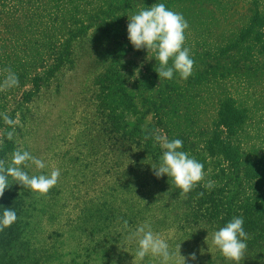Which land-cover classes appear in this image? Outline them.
I'll list each match as a JSON object with an SVG mask.
<instances>
[{"label": "rangeland", "instance_id": "1", "mask_svg": "<svg viewBox=\"0 0 264 264\" xmlns=\"http://www.w3.org/2000/svg\"><path fill=\"white\" fill-rule=\"evenodd\" d=\"M156 3L189 24L187 80L160 81L156 53L128 39V18ZM6 69L19 86L0 91V114L19 123L8 140L0 115V159L19 147L46 164L29 175L60 170L45 196L9 177L0 208L15 187L24 216L38 220L21 236L19 264H160L136 260L129 237L145 224L169 244L171 264H182L179 246L185 264H234L212 244L228 215L243 217L247 247L260 242L251 240L264 228V0H0V84ZM156 130L204 165L186 197L153 173L164 150L144 137ZM240 264H264V250Z\"/></svg>", "mask_w": 264, "mask_h": 264}, {"label": "clouds", "instance_id": "2", "mask_svg": "<svg viewBox=\"0 0 264 264\" xmlns=\"http://www.w3.org/2000/svg\"><path fill=\"white\" fill-rule=\"evenodd\" d=\"M189 24L184 16L178 12L169 10L164 3L153 4L150 8L141 9L137 14L128 18L127 33L128 39L136 50L142 48L156 53L155 59L159 66L155 68L159 80L173 78L174 72L178 73L181 79L187 80L193 72L194 60L190 56V49L185 47V31ZM169 60L172 65L169 66ZM7 76L0 84V91H5L19 86L18 76L10 69H6ZM3 116L5 124L12 127V131L6 133V138L12 140L15 134V127L18 120L10 118L7 114ZM160 145L164 150L158 166L151 165L153 173L157 178L167 175L172 183L181 190V195L186 197L201 181L205 179L204 165L183 148V141L168 138L159 133V130L146 134L144 139L150 138ZM3 140L0 139V145ZM35 166L36 170H43L46 164L43 159L32 155L29 151L16 148L11 154V161L0 159V198L4 196L6 189H9V177L22 187H26L45 196L56 186L60 177V170L53 169L49 175H29L25 168ZM215 185L214 181H207L204 187L211 190ZM198 195L203 196V193ZM146 203V201H145ZM17 219L16 212L11 208H4L0 216V231L10 227ZM124 228L127 229L128 222L124 221ZM129 239H135L138 248L135 253L137 261H143L145 256L152 255L160 258V264H171L173 253L169 251V244L165 239L155 234L150 225H141L131 234ZM207 239V237H206ZM248 234L244 229L243 217H233L224 227L212 233V244L221 252L223 257L240 264L245 258L247 251L246 240ZM203 254V249L200 250ZM179 256L182 264H185V257ZM189 259L195 260L196 253L189 254ZM134 264V261L132 262Z\"/></svg>", "mask_w": 264, "mask_h": 264}, {"label": "trees", "instance_id": "3", "mask_svg": "<svg viewBox=\"0 0 264 264\" xmlns=\"http://www.w3.org/2000/svg\"><path fill=\"white\" fill-rule=\"evenodd\" d=\"M128 181H133V182H139L144 181V178H128ZM137 185V184H136ZM20 189H28L26 187L19 186ZM10 189V188H9ZM11 194V199L12 201L8 203L9 206H11V209H13L16 214H17V219L16 221L10 226L5 228L3 231H0V264H19L21 258H26L25 256H21L19 258L18 254L20 253L19 251L22 250V242H21V236L23 232H25V227H27V231H30L33 227V223H38V220H36L31 214L28 216H24L23 213H27L25 208L30 211V206L26 205L25 200H20L17 198V194L15 192V187L11 188L10 190ZM24 195V193H23ZM16 197V198H15ZM12 202H15L12 204ZM0 204H1V198H0ZM18 205V206H16ZM3 211L0 208V216H2ZM28 216V218H27ZM29 219V220H28ZM232 217L229 215L226 216L225 220L229 221L231 220ZM63 224H61L56 230L51 231L49 234L50 239H52L53 236L59 235V230H62ZM245 229V226H244ZM13 230L16 232L14 233L13 236ZM256 230V229H255ZM32 231V230H31ZM13 236L12 238H10ZM260 240V242H259ZM252 243L253 241H258L259 243L254 245L251 248L247 247V251L245 255H248L249 253H256L257 250H264V228H260V230H257V236L252 238ZM21 255V254H20ZM38 258V256L36 255ZM37 258H34V260L38 261ZM35 261V264L37 263Z\"/></svg>", "mask_w": 264, "mask_h": 264}]
</instances>
